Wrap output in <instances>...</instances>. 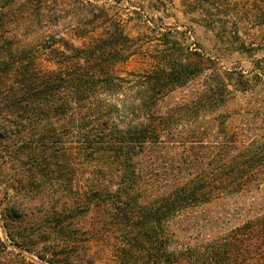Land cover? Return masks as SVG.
Segmentation results:
<instances>
[{
    "label": "trees",
    "instance_id": "obj_1",
    "mask_svg": "<svg viewBox=\"0 0 264 264\" xmlns=\"http://www.w3.org/2000/svg\"><path fill=\"white\" fill-rule=\"evenodd\" d=\"M96 8L103 29L88 44H43L53 70L39 69L14 44L8 57L0 54V214L9 239L38 250L39 243L15 232L27 220V198L34 188L67 187L79 172L86 174L77 194L87 212L126 242L148 246L153 264H264V212L194 247L170 230L191 208L216 198H255L264 186V97L243 72H222L216 59L178 40L179 30L162 40L158 68L122 77L116 67L131 56L130 38ZM238 49L253 53L259 46L243 42ZM263 62L255 63L258 79ZM194 83L188 96L162 109L167 97ZM239 93L256 96L259 121L244 118L230 129L223 111ZM164 150L168 167L161 173L147 159ZM79 245L70 237L38 256L49 264H93L90 256L80 258ZM20 257L26 262L0 237V264H20Z\"/></svg>",
    "mask_w": 264,
    "mask_h": 264
},
{
    "label": "rangeland",
    "instance_id": "obj_2",
    "mask_svg": "<svg viewBox=\"0 0 264 264\" xmlns=\"http://www.w3.org/2000/svg\"><path fill=\"white\" fill-rule=\"evenodd\" d=\"M96 6L121 24L130 38L131 56L116 67L122 77L134 80L132 74H144L158 68L156 55L162 50V40L179 30L182 34L176 36L178 40L216 59L222 72H243L246 79L251 80L250 85L262 94L259 100L264 97V76L260 81L255 74L259 70L256 61H264V0H0V47H5L0 50L1 56L8 57L10 45L14 44L31 54L39 69H55L43 44L54 40L58 44L60 39L75 46L88 44L103 29L101 22L94 20V12L98 14L96 10H99ZM243 42L247 47L259 46V50L241 52L238 47ZM195 86L196 83L167 97L162 102V109L166 110L188 96ZM238 96L223 111L229 115L230 129L240 126L244 118L259 121L260 103L256 96L248 94L241 98L240 93ZM167 152L164 150L159 155L151 152L148 157L155 156L147 159L148 164L160 167L162 173L168 167L163 164L168 161L162 157ZM85 178L86 174L78 172L67 187H48L42 191L34 188L27 198V220L22 225L17 223L15 232L25 236V240L39 243L38 250L33 247L36 251L19 247L9 239L0 214V237L27 259L24 262L20 257L19 263L49 264L38 256L40 251H57L60 248L57 245L71 237L80 243V258L90 256L93 264H153V258H148L152 253L147 252L148 246L126 242L122 233L100 223V215L87 212L77 194L86 184ZM3 197L4 190L0 189V202ZM68 211L73 213L69 218L64 215L55 219L57 214ZM262 212L264 186L255 198H216L191 208L173 221L170 230L178 243L194 247ZM64 219H67L66 223L59 226L57 223ZM81 229L84 231L82 236L77 231ZM62 253L66 258L68 252Z\"/></svg>",
    "mask_w": 264,
    "mask_h": 264
}]
</instances>
